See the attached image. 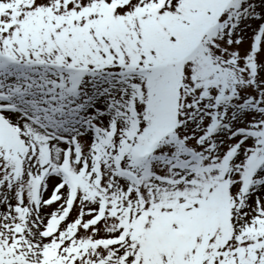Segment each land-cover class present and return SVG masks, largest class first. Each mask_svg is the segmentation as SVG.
Wrapping results in <instances>:
<instances>
[{
  "label": "snow or ice",
  "instance_id": "1",
  "mask_svg": "<svg viewBox=\"0 0 264 264\" xmlns=\"http://www.w3.org/2000/svg\"><path fill=\"white\" fill-rule=\"evenodd\" d=\"M0 264H264V0H0Z\"/></svg>",
  "mask_w": 264,
  "mask_h": 264
}]
</instances>
